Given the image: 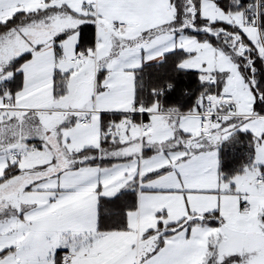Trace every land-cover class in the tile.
<instances>
[{"label":"snow or ice","instance_id":"obj_1","mask_svg":"<svg viewBox=\"0 0 264 264\" xmlns=\"http://www.w3.org/2000/svg\"><path fill=\"white\" fill-rule=\"evenodd\" d=\"M0 264H264V0H0Z\"/></svg>","mask_w":264,"mask_h":264}]
</instances>
